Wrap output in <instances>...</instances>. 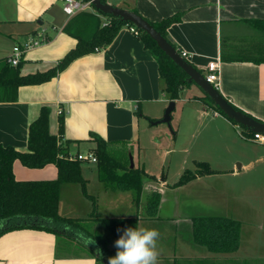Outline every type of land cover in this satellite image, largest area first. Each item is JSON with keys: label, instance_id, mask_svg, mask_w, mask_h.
<instances>
[{"label": "crops", "instance_id": "1", "mask_svg": "<svg viewBox=\"0 0 264 264\" xmlns=\"http://www.w3.org/2000/svg\"><path fill=\"white\" fill-rule=\"evenodd\" d=\"M117 1L112 5L133 10L152 23L181 14L180 21L166 29L178 54L186 52L183 59L203 76L209 62L217 63L218 92L235 109L264 122V0ZM70 18L62 12V0H0V61L11 55L14 46H22L44 28L48 40L23 54L19 73L25 76L53 68L76 44L63 32ZM102 20L104 24L106 19ZM192 87L187 112L195 110L197 119L204 121L221 161H194L193 169H184L177 180L168 182L161 174L147 173L145 163L135 159L133 166L154 178L145 182L136 206L129 191L106 188L98 176L97 162H86L95 168L86 171L90 178L80 172L84 192H73L72 184H62L57 203L58 215L72 219L77 226L47 224V228L58 229L55 232L28 227L8 230L0 235V264H108L112 257L108 252L114 245L104 250L93 237L108 236V225L102 219L129 218H136V228L159 231L158 264H264V241L255 237L264 231V144L254 139L255 133L217 111L196 85L184 87L179 96ZM179 96L168 98L151 52L124 25L104 49L73 60L49 81L20 86L14 102H0V146L29 153V126L47 109V132L69 155L70 145L87 144V152H93L92 138L97 136L114 149L125 147L131 156L130 145L123 142L139 140L138 118L157 125L153 123L163 117L168 103ZM59 116H63L60 136ZM210 140L203 139L201 146ZM194 145L181 146V152L188 153ZM185 171L194 178L175 186ZM10 174L17 183L48 182L57 179V168L53 163L31 168L15 159ZM91 184L96 185V192L87 191ZM152 191L160 193L154 218L147 213ZM120 194H126L125 204L122 197H116ZM103 196L112 200L100 205ZM181 216L186 221L178 223ZM196 218L236 222L237 242L200 243L192 225ZM157 221L168 223L155 225ZM76 233L95 243L88 245Z\"/></svg>", "mask_w": 264, "mask_h": 264}, {"label": "trees", "instance_id": "2", "mask_svg": "<svg viewBox=\"0 0 264 264\" xmlns=\"http://www.w3.org/2000/svg\"><path fill=\"white\" fill-rule=\"evenodd\" d=\"M87 1V0H81ZM105 2V0H101ZM137 15V12L129 10ZM102 17L106 19L104 24ZM143 18V17H142ZM145 19V18H143ZM181 14H175L163 19L159 23L146 21L167 41L166 29L173 23L179 22ZM124 25L133 26L120 18L104 15L100 12H79L72 16L63 32L76 40L74 48L70 49L57 64L42 73L21 76L20 63L13 67L6 60L0 61V102H14L16 91L20 86L39 85L55 77L73 60L104 49L116 37ZM134 27V26H133ZM135 28V27H134ZM138 31L136 36L144 48L148 49L155 59L158 73L164 83V92L170 100L178 98L180 91L189 86L185 73L171 61L144 32ZM172 45V43L169 41ZM173 46V45H172ZM174 47V46H173ZM176 50V49H175ZM179 53L178 50H176ZM204 99L212 103L208 97ZM217 111L218 108L215 107ZM220 112V111H219ZM221 113V112H220ZM47 109H42L39 117L29 126L28 150L29 153H19L10 147L0 146V235L12 229L38 228L55 232L47 228V224L54 228L60 226L76 227L72 219L63 218L57 213L59 190L62 184H80L84 192V180L80 175L79 161H69L66 148L56 144V138L47 132ZM63 116H59V136L62 133ZM92 138V137H91ZM95 148L92 152L96 157L98 176L107 189L114 191H129L133 202L138 205L144 184L154 178L147 175L139 166L129 167L126 150L117 148L116 151L99 137H93ZM19 159L24 166L40 168L53 163L57 168V179L48 182L17 183L10 174V165L13 160ZM198 167H205L204 163H197ZM191 172L185 171L174 184L181 186L193 179ZM160 199L159 191H152L147 201L148 216L154 218ZM101 220V219H100ZM108 225V236L105 238L97 234L93 237L104 250L109 244L114 245L125 228H136V218L103 220ZM36 222L37 224H33ZM40 222L46 223L38 225ZM194 236L200 243L225 241L237 242L239 226L236 222L224 218H196L192 221ZM5 225V226H4ZM4 226V228H3ZM118 229L120 230L118 232ZM72 230V229H71ZM58 235H60L57 232ZM215 240V241H214ZM113 252V253H112ZM117 249L113 246L108 252L114 257ZM178 264H186L180 262Z\"/></svg>", "mask_w": 264, "mask_h": 264}, {"label": "rangeland", "instance_id": "3", "mask_svg": "<svg viewBox=\"0 0 264 264\" xmlns=\"http://www.w3.org/2000/svg\"><path fill=\"white\" fill-rule=\"evenodd\" d=\"M111 4L117 5V0H106ZM193 89H185L181 92L179 99L174 102V109L170 113L169 124L158 123L157 125H151L152 122H145L138 118L139 121V140L135 141L133 144L129 142H123V144H129L131 148V158L134 163V160H138L145 163V171L151 175H160L166 178L168 182L177 180L176 178L184 169H193L194 161H206L202 159H209L214 161L216 157L220 154L216 144H212L210 140V135H208L209 129L206 127L203 120L197 119L195 110H190L187 112V107L191 106L192 102L189 99L193 96ZM189 101V102H188ZM167 107V106H166ZM165 107V108H166ZM209 127V126H208ZM244 130V129H242ZM173 133H175V138H173ZM203 139H209L210 141L205 145L201 146ZM195 143L193 148H191L188 153H182L181 146H185L187 143ZM126 144V145H127ZM214 145V146H213ZM89 145L82 144L79 146H69V152L74 156L77 151L80 154H85ZM117 147V146H116ZM115 147V148H116ZM122 148V146H119ZM117 147V148H119ZM216 149L214 150V148ZM125 148V147H124ZM116 151V149H114ZM166 150H170L169 153L165 154ZM128 163L130 166L129 156ZM208 162V161H206ZM80 172L83 175L85 171V176H88V172L95 168L94 165H89L86 162H79ZM209 163V162H208ZM86 171L87 174H86ZM73 188L71 191H80L82 189L80 184H72ZM86 189L88 192H96V185L91 184L87 185ZM148 193V192H147ZM122 197L121 203L125 204L124 198L127 197L126 194H120ZM124 197V198H123ZM112 198L100 197V205L108 204ZM120 201V200H119ZM145 212V211H143ZM163 215V212H161ZM186 221V218L180 217L178 223H183ZM173 222V221H172ZM155 225H164L166 226L168 222H154ZM151 227L157 228L152 225ZM141 228V227H140ZM258 238V241H264V231L262 234L255 235Z\"/></svg>", "mask_w": 264, "mask_h": 264}, {"label": "water", "instance_id": "4", "mask_svg": "<svg viewBox=\"0 0 264 264\" xmlns=\"http://www.w3.org/2000/svg\"><path fill=\"white\" fill-rule=\"evenodd\" d=\"M94 11L104 15L120 18L122 21L132 24L135 28L147 34L157 45V47L173 61L187 76V83L196 85L206 97L216 106L219 111L228 119L235 122L237 125L264 137V122L258 121L240 110L235 109L218 91H216L203 75L183 59L175 50V48L163 38L145 19L129 10L117 7L108 2L101 0H89ZM174 109V102L170 101L164 111L163 117L153 123L169 124L170 113ZM130 168H133V161L129 155Z\"/></svg>", "mask_w": 264, "mask_h": 264}, {"label": "built area", "instance_id": "5", "mask_svg": "<svg viewBox=\"0 0 264 264\" xmlns=\"http://www.w3.org/2000/svg\"><path fill=\"white\" fill-rule=\"evenodd\" d=\"M105 2H107L105 0ZM93 10L91 1H81V0H62V12L67 17H72L79 12H86ZM55 29V28H51ZM130 32L137 36L138 31L133 27L129 26ZM48 40L46 36V29H40L35 37L26 41L22 46H14L12 48V53L7 57L6 61L9 65L15 67L21 61L23 54L34 47H37ZM98 51V50H96ZM180 56L182 58L187 57V53L184 51H180ZM204 79L209 83L216 91L219 89V69L218 65L215 62H209L205 67ZM254 139L258 140L260 143L264 144V137L259 134H254ZM69 161H79V162H90L96 163V157L92 152H86L85 154H76L75 156H69Z\"/></svg>", "mask_w": 264, "mask_h": 264}, {"label": "clouds", "instance_id": "6", "mask_svg": "<svg viewBox=\"0 0 264 264\" xmlns=\"http://www.w3.org/2000/svg\"><path fill=\"white\" fill-rule=\"evenodd\" d=\"M76 236L85 239L88 245L95 243L83 238L80 233H76ZM159 237L160 233L156 229L125 228L114 243L117 252L114 257L108 259V264H158ZM97 253L101 254L99 249Z\"/></svg>", "mask_w": 264, "mask_h": 264}]
</instances>
